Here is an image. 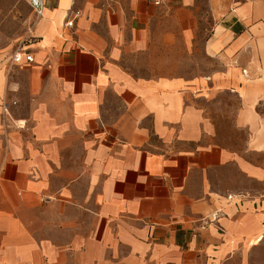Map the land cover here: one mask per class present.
Returning <instances> with one entry per match:
<instances>
[{
  "label": "crops",
  "instance_id": "crops-1",
  "mask_svg": "<svg viewBox=\"0 0 264 264\" xmlns=\"http://www.w3.org/2000/svg\"><path fill=\"white\" fill-rule=\"evenodd\" d=\"M44 3L34 61L0 47V264H256L264 0ZM201 33L214 67L178 74ZM206 90L237 100L243 149L211 137Z\"/></svg>",
  "mask_w": 264,
  "mask_h": 264
},
{
  "label": "rangeland",
  "instance_id": "rangeland-1",
  "mask_svg": "<svg viewBox=\"0 0 264 264\" xmlns=\"http://www.w3.org/2000/svg\"><path fill=\"white\" fill-rule=\"evenodd\" d=\"M35 22V15L27 0H0V47L19 48L30 40V31ZM205 33H201L200 41L194 54L181 51L178 56V74H194L207 76L212 68L201 47ZM173 66V65H172ZM200 105L205 109L210 121L211 137L225 144L243 149L248 139V132L235 124L237 100L221 91H204ZM261 247L255 256L256 264H264V239L259 241Z\"/></svg>",
  "mask_w": 264,
  "mask_h": 264
},
{
  "label": "built area",
  "instance_id": "built-area-1",
  "mask_svg": "<svg viewBox=\"0 0 264 264\" xmlns=\"http://www.w3.org/2000/svg\"><path fill=\"white\" fill-rule=\"evenodd\" d=\"M28 4L30 5L31 9L33 10V13L35 15V20L40 19L44 15V8L45 3L44 0H27ZM78 13H76L75 17L68 19L65 24L64 28H72L74 26V20L77 17ZM13 63L20 64L24 60L27 62H33L34 56L33 54L25 47V45H21L13 54ZM229 198H232V195H229ZM212 221H216V219L219 216V211L214 212L211 214Z\"/></svg>",
  "mask_w": 264,
  "mask_h": 264
}]
</instances>
